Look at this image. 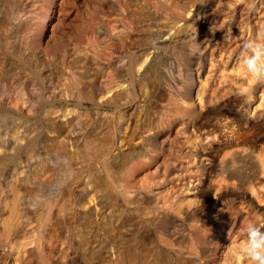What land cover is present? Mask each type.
Masks as SVG:
<instances>
[{
  "label": "rangeland",
  "instance_id": "obj_1",
  "mask_svg": "<svg viewBox=\"0 0 264 264\" xmlns=\"http://www.w3.org/2000/svg\"><path fill=\"white\" fill-rule=\"evenodd\" d=\"M248 41L264 45V0H0V110L29 116L3 130L34 127L48 104L69 113L63 152L80 151L50 264H251L240 246L248 225L264 232V79L243 63ZM107 140L110 179L127 192L92 230L77 223L80 193L88 172L111 191ZM17 174L0 172L3 197L29 187ZM25 255L18 264H39ZM12 260L1 246L0 264Z\"/></svg>",
  "mask_w": 264,
  "mask_h": 264
},
{
  "label": "bare ground",
  "instance_id": "obj_2",
  "mask_svg": "<svg viewBox=\"0 0 264 264\" xmlns=\"http://www.w3.org/2000/svg\"><path fill=\"white\" fill-rule=\"evenodd\" d=\"M126 22L128 23V21ZM72 81L74 84V90L76 91V97L81 100L77 107H79L80 110L88 109L83 105V99L86 97L85 93H82V91L79 90V87L75 85V81H79V79L72 77ZM92 101H95L94 97ZM176 101L177 100L173 98L170 99L172 104L176 103ZM35 104H37V102ZM46 105L48 104H42L40 111L37 112L36 110L37 114L36 112L34 113V115L36 114V125L34 124V127L27 126L28 124L25 123L28 121H24V123L21 122L22 124L18 121V126H14L16 129L12 130L13 134L6 133L3 128L16 124V115L21 116L18 118L19 120L25 119L28 115L25 116L23 111L20 110L15 102H13V104H9L12 108L11 111L6 112L5 109L4 111L0 110V172H11L13 174L18 173L17 175L19 176L20 181L23 182L25 186L26 184L29 186L24 188L23 192L15 186H11L12 188L10 189L9 198L3 197L2 189L0 188V247L4 246L5 249L8 250V254L13 258L12 262L15 261L14 264H18V261L26 259L25 254H27L28 257L34 256L39 264H50V259L52 254L56 252V247L59 244L64 245V234L66 233V225L68 223L65 212L67 206L69 205L66 199L67 195L64 190V181L67 179V175L74 173L75 167L73 159L79 158L80 151H78V149L71 151L72 156L63 152L62 144L65 143V141L62 138V135L65 130V125L68 123L66 122V117L69 114L68 110L62 112L52 107L47 109ZM91 114V112H85V115L87 116H91ZM43 131L46 134V138L42 136ZM93 141L95 143L94 139L86 137L85 142L86 144L88 143L92 146L91 149L94 147ZM113 141L114 140H107L105 142L106 152L104 151L105 153L103 155H99V158L101 159L100 162L102 171L105 175V180H107L106 183L110 185L111 191L106 192L103 190V187L106 184L102 176L97 177L92 172H88L89 183L87 187L85 186L81 190L80 193L82 196L81 200H84L79 206L81 216L80 221H77L78 226H84L87 228L91 227L90 229L97 230V226L99 224L98 222L102 218L101 210L105 208L104 206L107 201H114L115 199L119 200V197L123 199L126 195V188H124L125 191H123L113 185L114 183H112L110 179L112 170L105 161L106 157L110 153L109 151L114 145ZM127 149L125 150L124 147L122 151H119L118 166L121 169L127 167L129 164ZM130 166L133 167L134 164ZM219 181L218 183H220ZM230 181L232 184V179ZM252 184L253 183H251V185ZM261 189H264V181L261 185H259L257 191L260 193L262 192ZM71 205H73V203ZM118 223L119 220H116L117 229L115 235L121 233V227L117 225ZM194 250L195 248L191 243L189 251L192 252ZM123 258L124 256L122 259Z\"/></svg>",
  "mask_w": 264,
  "mask_h": 264
},
{
  "label": "clouds",
  "instance_id": "obj_3",
  "mask_svg": "<svg viewBox=\"0 0 264 264\" xmlns=\"http://www.w3.org/2000/svg\"><path fill=\"white\" fill-rule=\"evenodd\" d=\"M243 47L251 52L243 59L248 72L257 80L264 79V45L248 41ZM246 232L247 239L240 246V254L251 264H264V232L253 225H248Z\"/></svg>",
  "mask_w": 264,
  "mask_h": 264
}]
</instances>
